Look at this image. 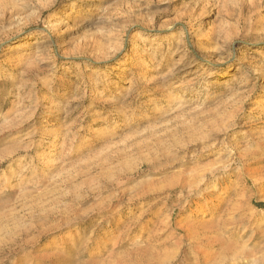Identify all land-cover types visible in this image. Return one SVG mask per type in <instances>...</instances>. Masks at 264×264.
<instances>
[{
    "label": "rangeland",
    "instance_id": "1",
    "mask_svg": "<svg viewBox=\"0 0 264 264\" xmlns=\"http://www.w3.org/2000/svg\"><path fill=\"white\" fill-rule=\"evenodd\" d=\"M0 264H264V0H0Z\"/></svg>",
    "mask_w": 264,
    "mask_h": 264
}]
</instances>
